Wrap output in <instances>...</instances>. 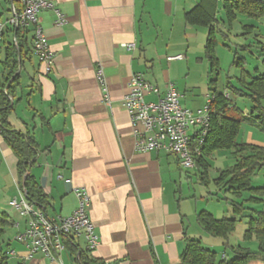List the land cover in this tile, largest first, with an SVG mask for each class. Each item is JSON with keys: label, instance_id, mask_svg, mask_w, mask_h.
Listing matches in <instances>:
<instances>
[{"label": "crops", "instance_id": "crops-1", "mask_svg": "<svg viewBox=\"0 0 264 264\" xmlns=\"http://www.w3.org/2000/svg\"><path fill=\"white\" fill-rule=\"evenodd\" d=\"M48 1L53 9L40 8L37 14L52 51L51 71L44 73L32 51L31 27L19 46L16 28L8 22L15 0H0V85L10 84L8 124L32 136L35 143L29 173L45 196L44 206L33 202L35 206L57 220L77 207L76 189L89 196L88 215L99 244L90 252L82 238L64 237L60 260L81 264L82 251L98 264H180L186 239H199L204 231L196 220L202 199L187 187L189 176L176 155L163 149L144 153L134 149L133 129L121 99L135 73L155 85L159 96L170 83L181 95L192 87L191 75L200 70L204 56L207 28L186 23L184 13L206 1L204 9L215 24L222 0ZM55 10L63 23H56ZM247 18L241 25L245 42L234 53L247 52L261 58L263 65L264 51L258 43L264 39V30L256 23L260 18ZM129 42L134 49L121 46ZM175 55L181 58L167 60ZM97 67L103 70L108 102L103 101L95 78ZM192 107L187 109L201 108ZM1 133L0 213L7 214L16 234L24 229L26 218L9 205L19 192L17 158ZM245 133L241 142L264 146L251 129ZM210 195L217 201L231 197L215 182ZM11 251L25 261L23 248Z\"/></svg>", "mask_w": 264, "mask_h": 264}, {"label": "trees", "instance_id": "trees-1", "mask_svg": "<svg viewBox=\"0 0 264 264\" xmlns=\"http://www.w3.org/2000/svg\"><path fill=\"white\" fill-rule=\"evenodd\" d=\"M205 4L196 5L184 13V20L188 24L207 28L204 56L208 62L209 71L214 72L219 68L218 58L214 55L217 45L213 27L215 24L213 15L204 9ZM222 8L228 23H231L238 14L250 18L264 17V0H222ZM26 30L20 27L16 28L17 43L22 35L25 36ZM258 44L260 50L264 51V39ZM18 45L20 46V43ZM236 56L234 53L232 64L241 68L245 59ZM14 78L15 76L12 79ZM6 80L8 81V78ZM9 85L7 86L6 83L0 85V132L17 158L16 170L19 177V188L25 192L29 201L44 206L45 196L29 173V168L37 152L34 140L29 134L12 129L6 119L10 111ZM226 88L231 91L234 97L248 98L251 102L250 109L246 114L237 109L238 116L229 115L228 112L233 109L232 100L224 93L213 89L209 94L211 95L209 128L198 147L199 152L194 154V165L205 168L204 156L217 150H230L234 155L233 164L221 170L214 179L215 184L223 189L224 193L230 191L231 197H222V200L227 201L231 206L232 216L215 217L205 209L199 210L196 214V220L201 228L211 236L224 239L223 244L230 248L232 256L228 257L224 253L217 256L215 251L204 246L199 239L187 238L180 254V264H249L248 262L252 260H259L264 264V183L257 187L252 185V177L262 169L264 176V146L238 142L236 139L242 122L255 124L260 131L264 132V72L259 73L255 70L254 73H249L241 68L237 85L234 86L230 81H227ZM197 140V136L194 135L191 142L192 149ZM203 172L205 173V171ZM204 173H201L200 180L203 183L207 180ZM23 177L24 181L22 182ZM243 213L247 216L244 217L246 222L242 238L256 240L257 249L254 251L239 245L233 248L227 241L229 234L235 229L236 217H242ZM9 225L7 214L1 212L0 236L3 234L4 228ZM67 241L69 240H64L65 245L68 244ZM6 254V252L0 254V264H8ZM78 261L81 264H98L82 251H79Z\"/></svg>", "mask_w": 264, "mask_h": 264}, {"label": "built area", "instance_id": "built-area-1", "mask_svg": "<svg viewBox=\"0 0 264 264\" xmlns=\"http://www.w3.org/2000/svg\"><path fill=\"white\" fill-rule=\"evenodd\" d=\"M13 1V0H12ZM9 23L14 28L31 27L32 51L43 64V72L49 73L52 64V51L47 37L38 22L37 14L41 9H53L48 0H15L11 3ZM56 12V23H63L61 14ZM3 25L0 24V40ZM126 50L135 48L133 42L122 43ZM181 55L168 56L167 60L180 59ZM103 70L97 67L95 78L102 88L103 101L108 102L106 82ZM156 96L155 100L147 99L148 95ZM181 93L173 84H169L162 96L158 88L144 79L140 73L132 74L122 95V105L128 113L134 135V149L138 152L163 149L178 158L183 169L194 167V154L209 128V103L211 95H207L206 103L198 110L184 108L180 104ZM198 140L191 147L192 137ZM77 207L73 212L57 220L49 218L26 198L25 192L19 188L17 197L9 201V205L26 218L24 229L17 232L13 240L19 243L24 251L23 259L32 260L34 255H42L56 264H63L60 254L64 250L62 239L68 236L82 238L87 251H93L99 244L88 215L89 196L83 190L76 189ZM14 254V251H7Z\"/></svg>", "mask_w": 264, "mask_h": 264}, {"label": "rangeland", "instance_id": "rangeland-1", "mask_svg": "<svg viewBox=\"0 0 264 264\" xmlns=\"http://www.w3.org/2000/svg\"><path fill=\"white\" fill-rule=\"evenodd\" d=\"M217 11V22L213 25V27L215 28V41L217 42L214 55L218 58L219 68H217V71L210 72L207 60L203 55H201L202 60L200 70L196 72L194 77L191 75L195 84L188 88L185 93L181 90L182 96L180 102L186 108H193L192 106L194 105L202 107L206 103L207 95H209L213 89H216L224 94L226 93L225 96L229 98L231 91L226 88V83L227 81H230L232 85L236 86L241 68L249 73H254L255 70L259 73L264 72L261 58L251 56L247 52L241 53L242 51L240 50H238L236 57L245 58V61L242 63V67L240 68L239 66L232 64L234 49L237 50L238 46L245 42L242 40L243 28L241 25L247 23L249 18L238 14L236 18L231 21V23H228L221 5H219ZM256 23L260 31L263 32L264 18H260ZM232 103L233 109L228 112L231 116L239 115L237 109L241 112H243L244 109L249 111L251 106V102L248 98L240 96H235ZM240 124V130L236 138L238 142H241L244 138H246L247 135L245 132L248 129H251L258 140L264 142V132L253 128L246 122H242ZM229 151L230 150H217L211 154L205 155V168L194 165V167L186 169L189 176L186 180L187 187L190 191L194 192L197 199H202L199 209H205L215 217L232 216L231 206L225 200L217 201L214 197H212V195H210V192L214 191V179L219 175V172L226 169L234 162L233 154ZM262 170L252 177L253 186L257 187V185L264 183ZM203 171H205V173ZM201 173L206 175L207 180H205L204 183L200 181ZM245 221L246 219L243 217H236L235 229L231 234H229L227 241L229 245H239L254 251L257 249L256 240H244L242 238V233L245 229ZM15 232L14 226L9 225L7 228H4L3 234L0 236V254L4 252L7 253V251L11 249L16 252L22 249L19 243L13 240ZM199 240L204 246H208L210 249L215 251L217 256H220L221 253H224L228 257L232 256L230 248L228 246H224V239L222 238L211 236L202 231L199 235ZM6 256L8 264H53L49 259L40 258L39 255H34L32 260L28 261L21 260V258L17 255L6 254Z\"/></svg>", "mask_w": 264, "mask_h": 264}, {"label": "water", "instance_id": "water-1", "mask_svg": "<svg viewBox=\"0 0 264 264\" xmlns=\"http://www.w3.org/2000/svg\"><path fill=\"white\" fill-rule=\"evenodd\" d=\"M24 181V177L22 178V182Z\"/></svg>", "mask_w": 264, "mask_h": 264}]
</instances>
